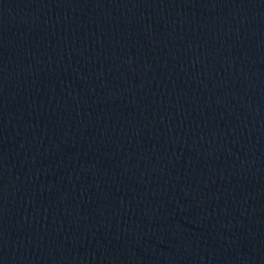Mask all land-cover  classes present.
<instances>
[{
	"label": "water",
	"instance_id": "95a60500",
	"mask_svg": "<svg viewBox=\"0 0 264 264\" xmlns=\"http://www.w3.org/2000/svg\"><path fill=\"white\" fill-rule=\"evenodd\" d=\"M0 264H264V0H0Z\"/></svg>",
	"mask_w": 264,
	"mask_h": 264
}]
</instances>
